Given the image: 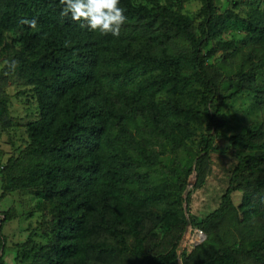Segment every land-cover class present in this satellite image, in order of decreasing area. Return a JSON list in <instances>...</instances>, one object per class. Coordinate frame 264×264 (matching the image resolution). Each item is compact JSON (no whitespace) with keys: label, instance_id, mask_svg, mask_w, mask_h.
Returning a JSON list of instances; mask_svg holds the SVG:
<instances>
[{"label":"trees","instance_id":"16d2710c","mask_svg":"<svg viewBox=\"0 0 264 264\" xmlns=\"http://www.w3.org/2000/svg\"><path fill=\"white\" fill-rule=\"evenodd\" d=\"M186 1L120 0L126 19L146 29L153 28L141 40L126 38L122 32L115 37L81 27V22L61 16L60 0H0V60L18 62L15 71L4 64L0 73L22 79L33 90L39 106V117L27 124L26 146L18 155L9 156L0 170L3 174L18 171L10 174L9 180L0 177V199L17 189L31 192L37 199L33 210H52L54 223L50 230L52 242L38 244L30 264H112L117 255L125 253L143 264H175V246L155 255L145 250L140 226L149 214L148 205L168 195H180V190L168 187L150 189L149 182L157 166L164 167L161 156L165 150H174L188 138L189 119L196 117L197 111L187 107L186 119L182 120L175 107H168L178 123L172 125L173 129H160L159 151L126 134L123 128L122 134L112 140L111 123L115 119L121 122L122 112L133 117L152 107L161 93L176 97L199 93L206 103L203 151L208 153L226 125L222 113L226 99L241 92V84L252 87L255 74L264 72L261 65L255 64L240 75L235 91L219 100V84L207 70L209 58L216 52L223 51L220 58L225 61L234 47L233 40L223 37L231 26L245 32L243 44L262 40L264 44V0H247L252 11L245 17L232 9L217 12L214 0H199L204 14L199 35L182 12ZM31 21L36 22V27H31ZM177 36L188 41V51L167 53V42ZM153 44L159 46V55L152 52ZM137 76H141L138 81ZM132 85L133 89L121 93L123 105H116L106 90ZM254 88L264 93V85ZM7 101V95L0 97L4 115H9ZM154 119L157 129L160 121ZM227 140L233 147L263 146L264 127L248 129ZM236 158L225 198L235 188L236 178L249 166L261 171L264 150L237 154ZM172 165L168 172L173 175ZM260 184H264V176ZM176 202L179 204V200ZM259 202L264 204V195ZM248 203L249 193L244 199L246 221L249 210L256 211ZM174 211L167 208L163 213ZM10 219V210L4 211L0 218V264H4L2 227ZM248 226L243 225L244 232ZM98 230L117 245L99 240ZM125 236L133 237L134 243L130 245ZM242 253L256 264H264V235L252 240L250 248L233 244L183 264H241ZM23 257L17 254V259Z\"/></svg>","mask_w":264,"mask_h":264},{"label":"rangeland","instance_id":"374dc122","mask_svg":"<svg viewBox=\"0 0 264 264\" xmlns=\"http://www.w3.org/2000/svg\"><path fill=\"white\" fill-rule=\"evenodd\" d=\"M214 4L217 12L232 9L243 17L252 11V5L247 0H214ZM182 12L189 17L192 30L199 35L200 25L204 20L200 1L187 0ZM152 29H146L126 19L120 32L126 35V38L135 37L143 40L144 35L151 33ZM244 34L245 32L238 27L231 26L223 34L225 39L233 40L235 43L229 50L226 60L220 58L223 53L221 50L209 58L207 70L219 84V100L235 91L240 75L250 71L255 64L261 65L264 71L263 40L246 45L242 43ZM165 48L167 53H176L188 51L189 45L185 38L177 36L170 39ZM152 52L159 55V46L153 44ZM4 61L0 60V72ZM140 77L137 76V81ZM256 85H264V72L255 74L252 87L241 84L242 91L226 99L222 106L226 125L221 130V136L214 139L213 147L208 153L203 151L204 129L207 122L206 103L199 93L186 97L161 93L157 98L159 104L157 102L152 107L144 108L133 117H128L122 112L121 122L116 119L112 121L113 130L110 135L112 140L115 141L122 134L123 128L126 134L159 151L160 145L157 142L161 139L160 129L170 130L173 129V124L178 123V120H175L176 115L171 113L168 107H175L182 120L186 119L184 111L187 107H193L197 111V116L189 119L191 133L188 138L174 150H165L161 156V163L165 169L157 166V172L149 182V188L156 191L165 190L166 187L180 190V195H168L160 202L147 206L149 214L145 215L144 223L140 226V235L144 248L150 255L166 253L175 246L177 254L175 264H183L185 260L205 257L214 249L222 250L233 244L241 245L245 249L250 248L252 240H260L264 235V204L259 202V198L264 195V184L258 185V181L264 176V164L261 171L249 166L247 171L240 173L234 183L235 188L230 190L228 198L224 197L230 187L229 180L237 162L236 155L258 154L264 150V145L244 148L239 144L233 147L227 140V137L244 133L248 129L264 127V93L255 89ZM194 88L197 89V85ZM129 89H133V85L130 88L122 86L106 90L116 105H123L121 93ZM4 95L8 97L9 115H4L0 111V170L9 156L18 155L26 146L27 124L39 117L36 96L22 79L9 76L6 72L0 73V97ZM167 111L170 113L169 116L166 115ZM154 118L160 121L159 130L155 127ZM198 161L201 162L200 165L197 164ZM172 163L175 171L173 175L168 172V169L171 170L173 167ZM17 172L16 169L5 174L0 171V177L3 175L9 180L10 174L16 175ZM248 180L249 183L246 182ZM1 185L0 180V193ZM248 193V206L256 207V211L249 210L251 214L249 213V221H246L244 199ZM176 200H179V204ZM227 200H230L229 204ZM36 201L31 192L20 189L5 194L0 199V218L4 211L11 212V219L2 227L4 244L1 258L4 264H30L32 251L37 250V245L52 242L50 232L54 224L51 221L52 210L34 211ZM167 208L175 211L173 214L163 213ZM208 215L210 218H207ZM244 224L249 225L246 232L242 229ZM199 232L202 233L201 236ZM97 233L98 239L105 241V244L117 245V242L105 232L98 230ZM125 238L130 245L134 243L133 237ZM30 247L31 250H28ZM17 254L25 257L19 260ZM239 262L256 264L244 253L239 256ZM112 264L143 262L125 253L117 255Z\"/></svg>","mask_w":264,"mask_h":264},{"label":"clouds","instance_id":"9594fccd","mask_svg":"<svg viewBox=\"0 0 264 264\" xmlns=\"http://www.w3.org/2000/svg\"><path fill=\"white\" fill-rule=\"evenodd\" d=\"M63 5L62 17H71L75 22H81V27L99 32L102 35H120V29L126 22L124 9L120 0H60ZM31 27H36V22L31 21ZM4 64L10 71H15L18 66L16 60H5Z\"/></svg>","mask_w":264,"mask_h":264},{"label":"built area","instance_id":"2783aa9c","mask_svg":"<svg viewBox=\"0 0 264 264\" xmlns=\"http://www.w3.org/2000/svg\"><path fill=\"white\" fill-rule=\"evenodd\" d=\"M198 234H200V236H201V234H202V233H201V232H199Z\"/></svg>","mask_w":264,"mask_h":264}]
</instances>
